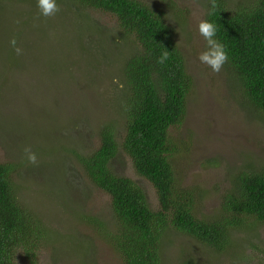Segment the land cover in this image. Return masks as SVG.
<instances>
[{
    "label": "rangeland",
    "instance_id": "rangeland-1",
    "mask_svg": "<svg viewBox=\"0 0 264 264\" xmlns=\"http://www.w3.org/2000/svg\"><path fill=\"white\" fill-rule=\"evenodd\" d=\"M141 1L158 6L165 0ZM172 1L167 22L193 79L185 121L175 130L181 153L174 156L173 165L183 186L200 196L199 210L212 214L232 174L244 164L264 167V116L241 104L224 68L215 73L198 59L207 50L198 31L206 0ZM37 3L0 0V162L22 164L16 175L19 199L52 232L37 252L36 264H123L90 223L96 219L110 227V197L92 184L77 157L97 149L98 129L109 119L119 120L117 130L123 135L117 106L119 58L107 62L100 58L109 54L104 45L113 49L106 42L92 48L99 52L94 60L88 52L82 54L80 40L83 46L100 41L93 35L75 38L82 28L74 25L85 19L65 9L59 17L46 18ZM89 19L86 29L96 22L105 31L103 40L115 34L116 20L111 16L95 13ZM41 22H60L56 27H61L47 29ZM33 25H38L35 32ZM12 39L22 54L17 55ZM64 67L70 71L64 72ZM29 146L38 156L35 165L24 151ZM112 168L136 181L151 208H158L156 190L136 173L127 155H119ZM235 236L237 244L223 252L184 235L169 236L163 264H264V227Z\"/></svg>",
    "mask_w": 264,
    "mask_h": 264
},
{
    "label": "trees",
    "instance_id": "trees-1",
    "mask_svg": "<svg viewBox=\"0 0 264 264\" xmlns=\"http://www.w3.org/2000/svg\"><path fill=\"white\" fill-rule=\"evenodd\" d=\"M56 3L61 9L57 17L65 9L67 14L73 11L75 16L85 19L86 22L74 25L82 28L75 38L84 40L93 35L100 39L97 45L85 46L80 40L82 54L88 52L94 60L93 55L99 56V52L92 48L106 42L113 49L110 51L104 45L105 53L109 54L100 58L104 57L105 62L119 58L117 106L123 117V135L117 130L119 120L109 119L98 129L97 149L87 155L79 153L77 157L92 184L110 197L113 212L110 227L96 219L90 223L123 264H163L165 241L172 235H184L206 248L223 252L237 244L236 233L264 227V167L244 164L232 174L220 196V206L212 214L199 210L200 196L178 179L173 158L181 151L175 130L185 121L193 79L175 32L167 22L173 1L165 0L158 6L141 0H56ZM216 3L218 7L213 12L211 0H206L204 20L216 25L214 39L225 46L228 62L223 68L230 87L244 107L262 117L264 0H216ZM95 13L116 20L115 34L107 41L103 40L104 29L96 22H90L93 25L90 31L86 29ZM41 23L47 29L61 27H56L60 22ZM35 28L38 25H33L34 32ZM47 35L49 38L50 34ZM166 50L169 58L163 64L158 63ZM68 71L64 67V72ZM121 154L130 158L136 173L156 190V210L151 208L136 181L114 172L113 162ZM21 165L0 162V264H36L37 252L47 245L52 234L41 216L19 199L16 175Z\"/></svg>",
    "mask_w": 264,
    "mask_h": 264
},
{
    "label": "clouds",
    "instance_id": "clouds-1",
    "mask_svg": "<svg viewBox=\"0 0 264 264\" xmlns=\"http://www.w3.org/2000/svg\"><path fill=\"white\" fill-rule=\"evenodd\" d=\"M37 7L40 15L46 18L54 17L61 11L60 6L56 3V0H38ZM218 7L216 0H211V8L214 12ZM211 14V13H210ZM199 34L204 38L207 44V50L200 53L198 59L201 63L207 65L213 72L219 73L223 66L228 62V54L225 50V46L218 40L214 39L217 34L216 25L207 20H201L198 25ZM11 45L15 48L17 55L22 54V49L17 47V41L11 40ZM169 58V51L162 53L158 59V63L163 64ZM27 160L30 164L38 163L37 154L32 151L31 146L24 149Z\"/></svg>",
    "mask_w": 264,
    "mask_h": 264
}]
</instances>
